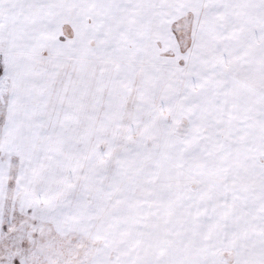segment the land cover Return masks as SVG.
<instances>
[{
  "label": "snow or ice",
  "instance_id": "obj_1",
  "mask_svg": "<svg viewBox=\"0 0 264 264\" xmlns=\"http://www.w3.org/2000/svg\"><path fill=\"white\" fill-rule=\"evenodd\" d=\"M0 264H264V0H0Z\"/></svg>",
  "mask_w": 264,
  "mask_h": 264
}]
</instances>
